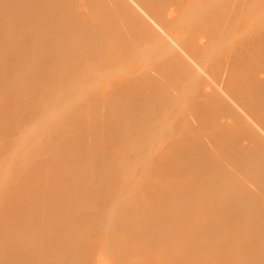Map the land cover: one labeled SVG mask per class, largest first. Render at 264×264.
<instances>
[{
    "label": "bare ground",
    "instance_id": "1",
    "mask_svg": "<svg viewBox=\"0 0 264 264\" xmlns=\"http://www.w3.org/2000/svg\"><path fill=\"white\" fill-rule=\"evenodd\" d=\"M24 1L0 0V18L5 17H3L4 22L1 20L2 18L0 19V28H7L5 31L0 30V45L12 46L15 42L21 48L15 54L6 52V48H3L5 53L0 62V74H5L9 70L10 60L19 61L18 56L23 58L25 48H29V44L35 37L26 31L16 33L18 25L11 26L13 22L9 21L13 16L19 17L24 22L30 21L36 15L41 17V12L28 11ZM109 2L117 7L119 14H122L121 20L124 18L125 23L121 24V20L118 21L123 30L126 24L131 28L132 33L144 39L150 47L159 52V58L163 59L161 61L160 58V61L164 62L162 64L164 67H162L165 68L167 64L168 66L170 64L167 68L168 72L162 68L163 71L160 70L158 75L155 74V78L154 74L147 75L148 77L144 74L145 78L137 77L139 75L135 74V76L127 78L130 80L125 79L113 83L111 90L108 87L110 91L107 88L105 90V95L110 97H107V101L105 96H101L104 93L99 95L102 97H100L101 100L97 96L98 100L94 96L88 97L91 96L89 93L84 97L86 89H91L95 93L93 86L91 85V88L90 82L78 79L77 73H69L70 70L67 71L68 74L63 71L61 74L59 70H53L50 67L49 69L48 67L43 68L40 73L41 80H35L34 76L28 72L19 76L10 74L4 78L5 86L14 88L5 87L6 90L0 94L2 100H9L11 97L16 100L17 96H23L16 101L21 102L25 99L26 105L24 106L29 110H34L45 94L36 95L30 85L35 82L40 84L43 82L47 91L50 93L54 91L53 94L59 98L77 99V102L68 107L74 111L82 112L70 116L65 115L64 109L44 107L40 114V120L49 117V123H39L36 131L32 133L28 127L21 128V136H29L24 141L27 149H38L40 155L9 183V187L16 191L15 196L10 195V201H7V198L0 200V237H12L11 239L14 241L6 246H2L0 243V264H43V261L47 262L44 264H68L69 261V264H74L72 258L76 260L80 256L88 255L91 248L97 247L96 245L92 246V244L98 245L96 243L98 240L95 239L97 237L100 240L102 250L100 256L103 260L99 259L100 262H95V264H234V258L231 259L234 255H238L239 257L235 259H239L241 254L244 257L247 253L248 262L246 260L245 264H264V211L261 212L264 207H260L264 206L262 204L264 201V0H109ZM113 9L115 10V8ZM85 11L88 13L87 10ZM82 12H76L78 19L80 17V22L86 19ZM9 16L10 18H8ZM96 18V21L92 23L90 21V26L87 25L88 22H85L87 23V27L84 25L86 28L74 29L60 38L58 35L57 41L67 37L75 38L83 31L97 34L104 30L106 32L109 28L113 29L114 23L111 27L104 23V17L97 16ZM57 20L58 18H52L47 22V34L50 33L49 28L59 27ZM6 22L10 26L5 25ZM110 22L112 23V21ZM13 27H16V31ZM120 27L119 31L122 30ZM115 30L118 33L117 29ZM57 31L59 30L57 29ZM47 34L42 36L45 37ZM50 36L51 33L49 38L45 37L48 38L46 39L48 43L54 41V36H51L52 38ZM44 52L48 54V52ZM44 52H41L43 57L38 55L40 59L50 58L52 55L47 56L46 54L44 58ZM86 52L88 53L86 49L81 48L71 55H59L60 59L53 53V59L54 57L58 59L50 60V62L52 65L55 62L68 65L69 69L73 68L71 72H75L76 68L80 66L79 61H81V65L83 62L92 63L90 57L85 60ZM50 62L48 61L47 64L49 65ZM171 66L173 68H170ZM161 71L162 73L181 75L182 79L184 78L183 82L186 81L190 84L184 82L182 85L191 86L190 88L186 86L189 88V92L192 88L195 89L191 93L195 103L193 102L191 112L182 118L183 122L181 121V123L184 126L181 124L182 128L180 126L181 130H178L175 136L170 133L168 134L170 136L166 137L165 133L173 132V125L176 123L169 122L171 126L167 124L168 130L165 124L167 117L164 119L165 123L163 120L160 121L161 127L164 123L162 127L164 131L160 128L163 137L165 136L166 140L170 138L168 139L170 141L166 144L165 141H160L159 147L158 144L155 146L158 148L156 150L155 147H148L145 145L146 142L141 141H147L148 138L145 139V136L148 135V137H155L153 136L155 129L149 130L150 134L142 125L144 124L142 107L147 102L149 103L152 96L142 99L139 91L142 86H148L149 91L153 93L161 89L159 85L163 84L162 80L165 82V76H167L163 74V76L161 75L162 80L158 79L161 77L159 76ZM47 75L50 76V79H47ZM61 75H65V77ZM44 78L48 81H45ZM76 81L78 85H75ZM50 83L51 85L48 86ZM57 83H60V87L57 89L59 93L53 89L56 88ZM63 83L65 84L63 85ZM21 84L23 87L19 89L18 86ZM1 88H3L2 84H0ZM83 88L86 92L83 91ZM79 90L84 92L80 93L84 94L83 96H80ZM77 92L79 95L76 94ZM93 92L91 93L94 94ZM111 92L112 94H109ZM103 98L106 102H102ZM85 99H89L91 104L88 100L86 101L89 104H86ZM146 99L149 101L146 102ZM94 102L96 105L99 104L97 107L100 113H105L108 109L107 112L110 110L111 113L109 116H115V120L113 118L110 120L121 123L118 125L116 122L119 126L114 129L116 134L112 132V128H110L111 131H107V129V132L105 131L109 136L103 134L105 130V128L103 130V124L106 123L101 122L106 121L103 120L106 116L101 117L103 118H100L101 121L98 118L100 125H103L102 128L98 126L99 122L98 125L94 123L97 119H92L89 115L87 119L72 120L86 112L94 111L95 106L92 107ZM82 104L86 110L89 109V112L83 108ZM90 107L94 109L90 110ZM9 114H11L9 110L0 111V125L7 122ZM108 114L109 112L106 115L108 116ZM110 120L108 119L109 122ZM122 122H125L126 125ZM140 123L144 131L141 129ZM123 125H128L131 128L128 130V126L126 128ZM95 127L97 130H94L97 132L93 130ZM122 129L125 131H121ZM38 131H41L45 138L36 144L31 143L30 138L35 137ZM118 131L127 137L129 136L127 134L131 132L132 138L130 137L129 140L126 137L117 138ZM203 131L205 132L203 136L205 135L206 138L204 136L203 139H200ZM110 132L115 137H112L114 141H111L112 143L109 140L112 139ZM195 132L198 133V136L201 135L200 138L196 137L202 142H196L198 140L196 137L195 142L194 140V143L192 142ZM207 132H209L208 135H206ZM96 133L98 137L102 136L100 139L98 138V141ZM141 133L144 135L142 136ZM159 133L162 135L161 132ZM103 135L108 139L104 141ZM123 135H119V137ZM137 135H139V139ZM124 138L126 142L123 140ZM4 139V136L0 135V143ZM101 139L103 142L100 141ZM128 142L127 147L130 151L123 152L124 149L126 150ZM204 142H208L210 149L206 148L207 145ZM141 144L148 147L146 154L144 152L147 148L145 149V146L143 145V147ZM245 150L249 152L246 153ZM149 152L153 156L152 152L155 154L159 152L160 156L156 157V155L152 159L153 156L150 157ZM210 153H214L215 156L219 155L216 158L219 161L215 159L210 162L212 158H215V156L208 157ZM23 154L22 149H13L8 152L6 157L0 158V179H2L0 188L4 187L5 191L8 190L7 192L9 189L6 190V180L10 179L9 174ZM155 157L156 160L160 157L159 162H162H157ZM204 158L211 159L208 161ZM115 162L116 165L111 166ZM156 162L161 164L163 170H160L161 168ZM224 162H228L231 168L237 167V172H240L239 169L241 171L248 170V175L252 176L250 179L254 178V180L246 181L247 172L246 174H244L245 172L239 173L244 178L240 177L235 169L231 174V169L228 172V167ZM173 163L177 166L169 170V166L171 167ZM138 164H143L142 168L132 175L129 169L135 168ZM158 171L163 174L159 173V175ZM166 171L168 172L166 173ZM232 176H235L234 178L239 176L237 177L239 181L232 180L235 185L232 182L230 184ZM241 179L247 186L238 190L236 183L238 184ZM224 181L228 187L224 185ZM218 184L222 186L215 188L216 185L218 187ZM248 184L254 185V188ZM230 185L234 186L230 188ZM259 192L261 194L258 196ZM191 194L197 200V205L204 206L202 209H199L201 206L198 208L196 205L193 209L191 206H189L191 209L187 207L189 204L186 203L189 202ZM255 195H257L256 197L262 195L260 202ZM197 196L199 198L196 199ZM243 197L246 202H242ZM194 199H191L193 200L192 204L195 202ZM174 201L180 203L177 208L174 207L175 205L173 206ZM205 203L207 204L204 205ZM221 204L224 205L221 206ZM240 204L241 207H239ZM249 206L251 207L250 212L248 211ZM252 207L257 208L252 209ZM195 208H198L196 209L198 211L201 210V213L199 211L200 215ZM8 210L13 211L10 217L6 215ZM253 210H258L256 215ZM192 211L195 215L192 214ZM190 213L192 214L191 218ZM236 213L239 214L238 217ZM249 213L250 215H248ZM240 214L243 216L247 214L246 218L244 219ZM247 216L249 217L247 218ZM191 219L194 221V226ZM205 220L207 221L205 222ZM221 223L223 226L224 223L227 225L228 228L225 227L229 231L224 229L228 235L234 231V235L236 237L238 235L239 240H234V235L233 238L228 236L229 238L222 239L226 238V233H224V229L221 230L223 228ZM192 227H195V231ZM5 234H9V236ZM204 234L209 235L207 237ZM63 237L68 241H66L67 243L63 242V245L59 247L55 241ZM241 239H244L243 242L246 246L241 242ZM232 241L234 244H236L235 241L237 243L240 241L241 243L234 246L237 248L242 244L244 246L240 245L238 248L242 251L244 248L247 252L242 253L240 249L232 251L233 245L230 246ZM231 251L234 252L233 256ZM239 251L240 255L235 254ZM221 252H225L224 257ZM230 260H232L231 263Z\"/></svg>",
    "mask_w": 264,
    "mask_h": 264
},
{
    "label": "rangeland",
    "instance_id": "2",
    "mask_svg": "<svg viewBox=\"0 0 264 264\" xmlns=\"http://www.w3.org/2000/svg\"><path fill=\"white\" fill-rule=\"evenodd\" d=\"M83 2H85L84 4H82ZM24 3L27 5V7H26V9L28 10V11H33V12H41V17L40 16H37L36 15V17L35 18H32V19H30V21H23L22 19L20 20V18L19 17H16V16H13L12 18H11V20L9 19V21H11V23L13 22V24H11V26H14L15 24L16 25H18V26H16V27H18V29H17V31L15 30L16 29V27L14 28V30L16 31V33H22V32H28L29 34H33L35 37H34V39H33V41H32V43L31 44H29V48L27 49V48H25V55L23 56V58H21V56H18V59H19V61L18 60H16V59H14V61H12V60H10V62H9V70L5 73V74H0V84H2V87L3 88H1L0 89V94L3 92V91H5L6 90V88H9V89H13L14 87H11V86H5V80H4V78H6L8 75H10V74H15V75H20V74H22V73H31L33 76H34V78H35V80H41V76H40V73H41V71H42V69L44 68H47L48 67V69H49V67L51 68V69H53V70H59L60 72H61V74H63L62 73V71L64 72V73H66V74H68L67 73V71L68 70H70V72L69 73H77L76 75H78V79H81V80H86L87 82H90V86L92 85L93 86V88H94V91H95V93L97 94H95L91 89V91L89 90V89H86L87 90V92H86V90L84 91V88H83V91L84 92H86V94H85V96L84 97H86L87 96V94L89 93V95H91V96H88V97H92V96H94L95 97V99L98 97L99 98V100H101V98L102 97H104V98H106V101L108 100V98H110V97H108V96H106L105 95V90H106V88H107V90H108V87H109V89L111 90L112 88L111 87H113V83H116V82H119V81H121V80H130V79H127V78H131V76H135V74H137V75H139V76H137V77H144L145 78V75L147 76V75H153L154 74V78L156 77L155 76V74H157L160 70H162V68L164 67L162 64L164 63H161V61H163V59L161 60L160 58H159V52H156L155 51V49H153V47H150L147 43H146V41L144 40V39H142L141 37H139V36H136L134 33H132V30H131V28L129 27V26H126V24L124 25V30H123V28H122V25H119L120 24V22H122L121 24H124L125 23V21H124V18L121 20V17H123V16H121L122 14H119L118 13V9H117V7H115V5H113L112 3H110L109 2V0H25L24 1ZM87 3V4H86ZM80 4H82V5H80ZM86 4V6H84L83 7V5H85ZM84 8H82V7ZM113 6V7H112ZM65 8V9H64ZM86 8V9H85ZM90 8V9H89ZM113 8H115V10L113 9ZM80 11V12H82L84 15H85V17H86V19H84V20H82V22H80L81 20H80V17H79V19H78V14L76 13L77 11ZM85 10H87V12L89 13H86V11ZM92 10V11H91ZM114 10V11H113ZM76 11V12H75ZM116 11V12H115ZM91 12H93V13H91ZM79 13V12H78ZM82 13H80V14H82ZM95 13V14H94ZM115 13V14H114ZM121 13V12H120ZM76 14V15H75ZM79 14V15H80ZM93 14V15H92ZM117 14V15H116ZM84 15H83V17H84ZM86 15H88V16H86ZM91 15V16H90ZM102 15H104V16H102ZM110 17H109V16ZM81 16V15H80ZM104 17V23L105 24H108V25H113V23H114V27L115 26H117V25H119V26H121L120 28L122 29L121 31H119V26H118V28H115V29H117V31H118V33L116 32V30L114 29V27H113V29H111V28H109V32L108 31H106L105 32V30L102 32H97V34L95 33H93V34H89V33H87L86 31H83V32H80L78 35H76L75 36V38H73V37H67L66 39H61V40H59V41H57V39H56V37L59 35V38L61 37V36H63V35H65V34H67V33H69V32H71V31H73L74 29H79V28H86L87 26H86V24L87 23H85V22H88V24L87 25H89L90 26V24L92 23V22H94V21H96V17ZM110 18V20H109V18ZM4 17V16H3ZM3 17H1L0 19L3 21L4 19H3ZM77 17V18H76ZM107 17V18H106ZM113 17V18H112ZM5 18V17H4ZM8 18H10V16L8 17ZM7 18V19H8ZM52 18H58V22L57 23H59L58 25H59V27H56V28H49L50 29V33H51V36H54L53 37V39H54V41L52 42V43H48L47 42V40L46 39H48L49 38V35H50V33H48L47 34V32H46V30H48V28H47V22L49 21V20H51ZM81 18H82V16H81ZM93 18V19H92ZM96 18V19H95ZM119 18V19H118ZM60 19V20H59ZM95 19V20H94ZM100 20H102L101 18H99ZM98 19V20H99ZM113 19V20H112ZM117 19V20H116ZM93 20V21H92ZM120 22H119V21ZM8 21V20H7ZM90 21H91V23H90ZM106 21H109V23H111L110 21H112V23L111 24H109V23H106ZM118 21V22H117ZM1 22V21H0ZM4 22V21H3ZM2 22V23H3ZM124 22V23H123ZM90 23V24H89ZM9 24V23H8ZM7 24V22L5 23V25H8ZM117 24V25H116ZM57 25V26H58ZM86 27H85V26ZM107 25V26H108ZM8 26H10V25H8ZM4 27V26H3ZM112 27V26H111ZM10 28V27H9ZM45 28H47V29H45ZM5 29H7V28H0V30L2 31H5ZM54 29V30H53ZM57 29L59 30V31H57ZM14 30H12V31H14ZM85 30V29H84ZM7 31V30H6ZM11 31V30H10ZM14 31V32H15ZM129 32V33H128ZM131 32V33H130ZM44 34H47V36H45V37H48V38H45V37H43L42 35H44ZM128 36H127V35ZM131 34V35H130ZM50 36V38H52ZM131 36V37H130ZM133 36V37H132ZM100 37V38H99ZM49 44V45H48ZM17 45V46H16ZM3 48H6V52H11V53H13V54H15L17 51H18V49H21L20 47H18V44H15V42L13 43V45L11 46V45H8V44H5V45H3V46H1L0 45V62L3 60V56H4V53H5V51L3 50ZM81 48H83V49H86L87 51H88V53H87V55H86V57H85V60H86V58L87 57H90L89 59H91L92 60V63H91V65H89L87 62V64L85 63V62H83L82 63V65L80 64L81 63V61H79V67L78 68H76L74 65V67L76 68V70H75V72L73 71V72H71L72 70H73V68L72 69H69L68 68V65L67 66H65V64H57V62H55V64L53 63V65L51 64V62H50V60L52 61V60H54V59H60V56L59 55H61V56H67V55H71L72 53H74V52H76L78 49H81ZM44 52V51H46V52H48V54H47V56L49 55L50 56V54H52L53 55V53L55 54V55H58V58L56 57H54V59H53V56L51 55L50 56V58L49 57H47V58H45L46 57V54H45V52L43 53L45 56H44V58L45 59H43V58H41L40 59V57H38V55H42L41 54V52ZM84 51V50H83ZM40 53V54H39ZM85 56V55H84ZM42 57H43V55H42ZM93 57H95L94 59H93ZM61 58H63V57H61ZM43 59V60H42ZM46 59H47V61H46ZM81 60V59H80ZM84 60V59H83ZM161 60V61H160ZM46 61V62H45ZM50 62L49 63V65L47 64V62ZM78 63V62H77ZM77 63L75 64L76 66H77ZM85 63V64H84ZM167 64V63H166ZM166 64H164V65H166ZM72 66V65H71ZM163 66V67H162ZM167 66V67H166ZM165 66V68H163V70L165 69V70H167V72H168V69L167 68H169V66H170V64H169V66H168V64ZM63 68V69H62ZM170 68H173L172 66L170 67ZM51 69L49 70V74H50V71H51ZM156 70H158L157 72H156ZM162 70V71H163ZM175 70V69H174ZM162 71L160 72V74H159V76H163V74H164V76L165 75H167L168 77H170L169 79H167L168 77L167 76H165V78H166V80H165V78H164V80H165V82L162 80V76L161 77H158V79L159 78H161V80H159V82L161 81V82H163V84L161 83L160 85H159V87L161 88V89H158L156 92H152V91H149L150 89H149V87L147 88V87H145V86H142L141 87V89H140V91H139V93H140V96H141V98L142 99H145L146 97H150V96H152V97H150V101L149 100H147L146 99V102L147 101H149V103L147 102V104H145V102H144V104L146 105H144L143 107H145L144 109H143V107H142V110L144 111V114H143V116H144V124H142L143 126H144V129H146L147 131H149V130H154L155 129V132H154V134H153V136H155V137H152V136H150V137H146L145 136V139L146 138H148L147 139V141H143V140H141L142 142H146L145 143V145H148V147H151V148H154L157 144H158V147H159V145H160V143L162 142V141H165V144H166V142H168V141H170V140H168V139H170V138H168L167 140L165 139V136L163 137V133H162V131H164V129L162 128L163 127V125H164V123H165V118L167 117V119H166V126H167V128H168V125L169 126H171V124L170 123H172V122H175L176 124L175 125H173V127H174V129H173V132L172 131H169L168 133L166 132L165 134H166V137H167V135L168 134H170V133H173V136H175V134H177L178 132V130H181L180 129V126H181V121L183 122V120H182V118L184 117V116H187L190 112H191V110H192V107H193V104L195 103L194 102V97L192 98L191 96H192V94L191 93H193V91H195V89L193 90V88L191 89V92H189V88L191 87V86H189L190 84L189 83H186V81H184L185 82V84H189V85H186V86H189V88H187L186 86H184V85H182V84H184V82H183V79H182V77H181V75H179V76H177L179 73L176 71V73H178L177 75H176V73H174V71H172L174 74L172 75V74H167V72H165V73H162ZM169 71H171L170 69H169ZM48 72V71H47ZM156 72V73H155ZM172 72H170V73H172ZM54 73H56L55 71H54ZM162 73V74H161ZM56 74H58V73H56ZM145 74V75H144ZM59 75V74H58ZM71 74H69V76H70ZM158 75V74H157ZM171 75V76H170ZM176 75V76H175ZM61 76H63V75H61ZM67 76V75H66ZM73 76H75V75H73ZM46 77H48L47 79H50V76L49 75H47ZM63 77H65V75L63 76ZM71 77H72V75H71ZM79 77H82V78H79ZM148 77V76H147ZM179 78H180V80H179ZM46 78H44V80L46 81L47 80ZM77 79V80H78ZM178 79V80H177ZM74 80V79H73ZM75 80H76V78H75ZM74 80V81H75ZM81 80H80V82H81ZM48 81V80H47ZM73 81V82H74ZM79 81V80H78ZM79 82V83H80ZM183 82V83H182ZM47 83V82H46ZM83 83H84V81H83ZM82 83V84H83ZM65 83H63V85H64ZM89 84V83H88ZM51 85V83L50 84H48V86H50ZM55 85V84H54ZM57 86H56V88H53L54 90H57L59 87H60V83H57L56 84ZM67 85V84H66ZM65 85V86H66ZM75 85H78L77 84V81L75 82ZM112 85V86H111ZM92 86H91V88H92ZM6 87V88H5ZM23 87V84H21L20 86H18V88L19 89H21ZM184 87V88H183ZM30 88L31 89H33L36 93V95H39V94H45L44 95V97L41 99V102L38 104V106L36 107V109H34V110H29V108H26L24 105H26V100L24 99L23 101H21V102H18V101H16V100H20L23 96H17V98H16V100H14L12 97L9 99V100H2L1 98H0V111H4V110H9L10 112H11V114H9L8 115V117H9V119H8V117H7V122L6 123H4V124H1L0 125V135H2V136H4V141L2 142V143H0V158L1 157H6L7 156V154H8V152L9 151H12L13 149H15V150H18V149H22L23 151H24V154L18 159V161H17V164L15 165V167L13 168V170H12V172L9 174V178L10 179H8V180H6V190H7V188L9 189V192H7V191H5V188L4 187H2V188H0V200H2L3 198H7L6 200L8 201H10V195H14L15 196V194H16V191L15 190H13V189H11L10 187H9V183L11 182V181H13L16 177H17V174L18 173H20V172H22L28 165H30L33 161H35L36 159H38V156L40 155V153L37 151L38 149H36V150H34V149H32V150H29V149H27V147H26V144L24 143V141H25V139H27L29 136H24V137H22L21 136V128L22 127H25V128H27L28 127V129L29 130H31V133L32 132H35L36 131V129L38 128V125H39V123H41V122H43V123H49V121H48V119H49V117H47V118H45V119H42V120H40V114H41V112H42V109L44 108V107H48V109H53V108H55V107H57V108H59L60 110H63L64 109V112H65V115H75V114H78V113H80V112H82V111H74V110H72L71 108H69L68 106H70V105H72V103L74 104L75 102H77V99H74V98H59L56 94H53L54 93V91H53V93H50V92H48L47 91V89H46V87H45V85H44V83L42 82L41 84L39 83V82H35V84H33V85H30ZM49 88V87H48ZM80 88V87H79ZM78 88V89H79ZM186 88V89H185ZM80 89H82V88H80ZM103 90H104V92H103ZM110 90H108V91H110ZM15 91V90H14ZM50 91H52V90H50ZM78 91V90H77ZM81 91V92H80ZM88 91H90V92H88ZM102 91V92H101ZM57 93H59L58 92V90L56 91ZM84 92H82V90H79V94L81 93H84ZM91 92H93L94 94H92ZM178 92V93H177ZM63 93V92H62ZM61 93V94H62ZM91 93V94H90ZM102 93H104V95L102 94ZM108 93V92H107ZM190 93V94H189ZM76 94H78V92L76 93ZM78 94V95H79ZM80 94V96H83V95H81ZM100 94H102L101 96H99ZM109 94H112V92L111 93H109ZM194 94H195V92H194ZM77 96V95H76ZM97 96V97H96ZM111 96V95H110ZM78 97V96H77ZM94 97H93V99H94ZM101 97V98H100ZM108 97V98H107ZM191 97V98H190ZM104 98H103V101L102 102H104L105 100H104ZM81 99H83V98H81ZM192 99V100H191ZM86 100H88L89 101V99H85V101ZM96 100H98V99H96ZM14 101H15V103H14ZM83 101V100H82ZM82 101H80V102H82ZM92 101V100H91ZM94 101V100H93ZM105 101V102H106ZM79 102V101H78ZM84 102V101H83ZM82 102V103H83ZM97 102V101H96ZM99 102V101H98ZM101 102V103H102ZM194 102V103H193ZM89 103H90V101H89ZM89 103H87V101H86V104H89ZM93 103V102H92ZM95 103V102H94ZM80 104V103H79ZM85 104V103H84ZM85 104V105H86ZM91 104V103H90ZM97 105H99V104H97ZM97 105H96V103L94 104V105H92V107H94V108H91L90 107V110L92 109H94V111H90L89 112V109H87L86 110V107H84L83 106V104H82V106H83V108L86 110V111H88L89 113H85V114H83V115H80V116H77V117H75V118H72V120H74V121H77V120H81V119H87V116L89 115L92 119H97V120H95V124H97L98 122V126H102L103 127V125H104V127H103V130H104V128H105V130L103 131V134L105 133V134H108V133H106L108 130L109 131H111L112 129V132L114 133L115 132V134H116V131L114 130V129H116V127L117 128H119V126L118 125H120L121 123H119L118 121H116V122H118V125H117V123L114 121L115 119H114V117L113 116H109L111 113H110V110L108 111L109 112V114H108V116L106 115L108 112H107V110L105 111V113H100L99 112V109H98V107H97ZM103 105H105V104H103ZM104 107V106H103ZM82 108V107H81ZM102 108V107H101ZM100 108V111L102 110ZM84 109H83V111H84ZM98 111H97V110ZM105 109V108H104ZM103 109V110H104ZM82 110V109H81ZM95 110H96V112H95ZM85 112V111H84ZM102 112V111H101ZM211 113H213V112H211ZM101 115V116H100ZM209 115H211V114H209ZM106 116V118L107 117H109L108 119L110 120V118H113L114 120H110V122L108 121V119H103L104 117ZM101 117H103V118H101ZM98 118H99V120H100V118L101 119H103V120H106L105 122L103 121V122H101V123H106V124H101L100 125V121H98ZM143 119V118H142ZM161 120H163L164 121V123H163V125H162V127H161V125H159V123H160V121ZM178 120V121H177ZM97 121V122H96ZM107 121H108V123H110L112 126H114V127H112L111 125H109L108 123H107ZM142 121V120H141ZM180 121V122H179ZM92 122H93V120H92ZM112 122V123H111ZM170 122V123H169ZM179 124H178V123ZM93 123V125L95 126V124ZM123 123H125V122H122V124ZM92 124V123H91ZM108 124V125H107ZM160 124H162V123H160ZM168 124V125H167ZM117 125V126H116ZM125 125H126V123H125ZM125 125H123V126H125ZM93 126V127H94ZM111 126V127H110ZM122 126V125H121ZM120 126V127H121ZM128 126V125H127ZM127 126H125L126 128H127ZM140 126H141V123H140ZM182 126H184L183 124H182ZM182 126H181V128H182ZM99 127V128H100ZM101 127V128H102ZM108 127V128H107ZM165 127V126H164ZM176 127V128H175ZM110 128H112V129H110ZM124 128V127H123ZM129 128H131V127H129L128 126V130H129ZM160 128H162L163 130L161 131L160 130ZM171 128V127H170ZM94 129H96L97 130V127H95V128H93V130ZM106 129H107V131H106ZM126 129V131H128ZM141 129H142V126H141ZM156 129H157V132H156ZM159 129V130H158ZM172 129V128H171ZM96 130H94V131H96ZM118 130H120V129H118ZM143 130V129H142ZM145 130V131H146ZM152 130V131H153ZM168 130H169V128H168ZM167 130V131H168ZM101 131V132H102ZM106 131V132H105ZM121 131H125V130H121ZM121 131H118L119 133H117L118 134V136H117V138H123V137H126L128 140L130 139V137L132 138V136H130L131 135V132H130V134L128 133H124V134H127V135H129L128 137L127 136H125V135H123V134H121L120 132ZM144 131V130H143ZM143 131H141V132H143ZM151 131V132H152ZM97 132V131H96ZM100 132V133H101ZM112 132H110V136H111V138L112 137H114V136H112V135H114ZM129 132V131H128ZM159 132H161L162 133V135L159 133ZM99 133V134H100ZM148 133H150V131L148 132ZM147 132H146V134H148ZM202 133V136H201V138H200V136H198L197 134V132H195V135L194 136H192V142H193V140L194 139H198V140H196V142H198L199 141V138L200 139H203L204 138V136H203V134L205 133L204 131L203 132H201ZM93 134H95V133H93ZM97 134V133H96ZM102 134V133H101ZM112 134V135H111ZM142 134V136L145 134V132H144V134L143 133H141ZM140 134V135H141ZM151 134V133H150ZM209 134V132H207L206 133V135H208ZM119 135H123L122 137L120 136L119 137ZM211 135V134H210ZM209 135V136H210ZM107 136H109V134L107 135ZM136 136V135H135ZM138 137V139H139V135H137ZM141 136V137H142ZM168 136H170V135H168ZM196 136H198V137H196ZM97 141L100 139V137H102L101 135H99V137H98V134H97ZM106 136H104L103 135V138H104V141H105V139H108V138H105ZM134 137V136H133ZM140 137V138H141ZM172 137V136H171ZM196 137V138H195ZM43 138H45V136L42 134V132L41 131H38V133H37V135L35 136V137H31L30 138V142L31 143H38L41 139H43ZM99 138V139H98ZM102 138V139H103ZM115 138V137H114ZM163 138H164V140H163ZM205 138H206V136H205ZM102 139L100 140V141H102ZM134 139V138H133ZM142 139H144V138H142ZM110 140V143H112V142H114L113 141V138L112 139H109ZM109 140H107L108 142H109ZM115 140V139H114ZM125 142H126V139L124 138L123 139ZM132 140V139H131ZM112 141V142H111ZM134 141V140H133ZM161 141V142H160ZM201 142H202V140H200ZM199 141V142H200ZM203 141H205V140H203ZM103 142V141H102ZM140 142V141H139ZM142 142H140V143H142ZM194 142H195V140H194ZM193 142V143H194ZM104 143H106V142H104ZM136 143L138 144V141H136ZM205 143V145H207V147L206 148H208V149H210L209 147V145H210V141H209V145L206 143V142H204ZM125 144V143H124ZM127 144H129V142L128 143H126V150L124 149L123 150V152H126V151H130V149H129V147H127ZM130 144H133V142H130ZM163 144V143H162ZM161 144V145H162ZM123 145V144H122ZM138 145H140V144H138ZM142 146L144 145V144H141ZM144 145V146H145ZM125 146V145H124ZM128 146H130V145H128ZM143 146V147H144ZM209 146V147H208ZM211 146H212V144H211ZM148 147H144L146 150H145V152H144V154H146V152H148ZM156 148V147H155ZM158 148H156V150H157ZM161 149V148H160ZM159 149V150H160ZM158 150V151H159ZM149 151H150V148H149ZM151 151H152V149H151ZM246 151V150H245ZM155 152V151H154ZM154 152H152L153 154H154V156H156V157H158V155L160 156V153L158 154L157 152V154H155ZM249 151H246V153H248ZM143 153V152H142ZM150 153V152H149ZM45 154V153H44ZM211 154H214V153H210V155ZM43 155V154H42ZM149 155V154H148ZM152 154L150 153V157H152L151 156ZM208 156V157H214L215 156V154L214 155H212V156ZM124 155L122 154V157H123ZM133 156V155H132ZM131 156V157H132ZM135 156V155H134ZM139 156V155H138ZM138 156H136V157H138ZM154 156L152 157V159L154 158ZM119 157H121L120 156V154H119ZM130 157V156H129ZM147 157V156H146ZM156 157H155V160H156ZM207 157V156H206ZM217 157H219V155L217 156V154H216V156H215V158L213 159L212 158V160H210L211 158H206V159H208V161L210 160V162L211 161H214ZM147 158H149V157H147ZM143 159H145L144 157H143ZM159 159H160V157L158 158V160H156L157 162H159ZM161 159H163V161H164V158H162V156H161ZM205 159V158H204ZM205 159V160H206ZM131 160H133L132 158H131ZM149 160H151V159H149ZM217 160V159H216ZM217 161H219V159L217 160ZM216 161V162H217ZM156 162V163H157ZM162 162V161H161ZM161 162H159V163H161ZM205 162H207V161H205ZM225 163V162H224ZM158 164V163H157ZM172 164V163H171ZM170 164V165H171ZM116 165V162L115 163H112L111 164V166H115ZM159 165V164H158ZM225 165L228 167V172L230 171V169H231V174H232V171H233V169H235L236 170V172H237V167L236 168H234V167H232L231 168V166H230V164L228 163V162H226L225 163ZM142 166H143V164H138L135 168H131V169H129V172L132 174V175H135V173L136 172H139L140 171V169L142 168ZM157 166V165H156ZM160 167L159 168H161L160 170H163L162 169V166H161V164L159 165ZM177 165H174V163H173V165L170 167L169 166V170L172 168V167H176ZM158 167V166H157ZM227 167H225L226 168V170H227ZM158 168V169H159ZM225 170V171H226ZM235 170H234V172H235ZM238 171H240V172H245L244 174H246V172L248 171H241L240 169L238 170ZM168 171H166V173H167ZM236 172H235V174H236ZM240 172H237L238 174L240 173ZM163 174L162 172H160V171H158V174ZM241 173V174H242ZM248 173L249 172H247V175H245L246 177L245 178H247L246 179V181L248 182L249 180H251V181H253L254 180V178H252V179H250L252 176L249 174L248 175ZM159 174V175H160ZM234 174V173H233ZM243 174V175H244ZM239 176H240V174H239ZM239 176H237V177H239ZM242 176V175H241ZM240 176V177H241ZM233 177V176H232ZM230 178L229 180H230V184H232V183H234L235 181L234 180H238L239 181V179L237 178ZM243 177V176H242ZM172 178V177H171ZM244 178V177H243ZM228 180V179H227ZM226 180V181H227ZM234 182H233V181ZM2 181V179H0V182ZM173 181V180H172ZM171 181V182H172ZM243 181L244 182H246L245 181V179H243ZM175 182V181H174ZM229 182V181H228ZM232 182V183H231ZM242 182V179H241V181L240 182H238V184L236 183V186L238 185V187H236L238 190H239V188H244V187H246L247 186V184H243V182ZM13 183V182H12ZM176 183V182H175ZM251 183H253V182H251ZM261 183V182H260ZM222 184V183H221ZM255 184V183H254ZM259 184V183H258ZM224 185H226V183H225V181H224ZM234 185H235V183H234ZM233 185V186H234ZM249 185V184H248ZM220 186H222V185H219L218 184V187H217V185L215 186V188H219ZM232 185H230V188H232L233 187ZM249 186H251V185H249ZM226 187H228L227 185H226ZM235 188V189H236ZM251 188H254V185L253 186H251ZM234 189V190H235ZM216 190V189H215ZM15 191V192H14ZM236 191V190H235ZM233 193H234V191H232ZM231 192V193H232ZM238 192H240V191H238ZM199 193H201V192H199ZM198 193V194H199ZM256 194H257V191L255 192ZM259 194H261L260 192L258 193V196H259ZM253 196H254V194H253ZM257 195H255V197H256ZM192 197V198H191ZM191 199H194L195 197H193L192 196V194H191ZM248 197V196H247ZM247 197H245V198H247ZM254 197V198H255ZM261 197H262V195H261ZM261 197H256L257 199H259V202H260V198ZM189 198V202H187L186 204L188 205L187 207H189V206H191V208L193 209V207H195L194 205H196V206H198V208H199V206H201V205H197V200H195V202H196V204H195V202L192 204L191 202H193V200H191ZM197 198H199L198 196L196 197V199ZM264 198V197H263ZM225 199V198H224ZM177 200H179V199H177ZM191 200V201H190ZM220 200V199H219ZM219 200H218V202H219ZM221 200H222V198H221ZM243 200H244V197H243ZM242 200V202H246L245 200L243 201ZM246 200H250V199H246ZM6 201V202H7ZM179 201H181V200H179ZM179 201H174V204H173V206L175 207V208H177V206L178 205H180V203H179ZM200 201V200H199ZM198 201V202H199ZM201 201H203L202 200V198H201ZM224 202H225V200H223ZM217 202V201H216ZM218 202H217V204H218ZM222 202V201H221ZM223 202V203H224ZM227 203V202H226ZM247 203H250V202H248L247 201ZM207 203H205L204 205H206ZM251 204V203H250ZM262 204H264V201H262ZM220 205V204H219ZM222 205H224V204H221V206ZM203 206V205H202ZM202 206H201V208H199V209H202ZM245 206V205H244ZM247 206V205H246ZM252 206V205H251ZM260 206V205H259ZM204 207V206H203ZM239 207H241V204H240V206ZM260 207H264V206H260ZM190 207H189V209H191ZM198 208H195V210L196 209H198ZM205 208H206V206H205ZM204 208V209H205ZM208 208V207H207ZM223 208H224V206H223ZM245 209H246V207H244ZM247 208H248V206H247ZM254 207H252V209H253ZM255 208H257V207H255ZM254 208V209H255ZM203 209V210H204ZM261 209V208H260ZM194 210V211H195ZM259 210V209H258ZM257 210V211H258ZM262 210V209H261ZM194 211H192V214H194ZM200 211V213H201V210H199ZM199 211L198 210H196V212H198V215H200L199 214ZM245 211V210H244ZM248 211L250 212L251 211V207L249 206V209H248ZM253 211H255V210H253ZM252 211V212H253ZM257 211H255V215H256V213H257ZM264 211V208H263V210L261 211V212H263ZM195 212V213H196ZM203 213H204V211H202ZM260 212V211H259ZM202 213V214H203ZM247 213V212H246ZM10 214H13V211H11V210H8V211H6V215L8 216V217H10ZM191 213H190V218H191V215H192ZM197 214V213H196ZM201 214V215H202ZM195 215V214H194ZM193 215V216H194ZM236 215H237V217L239 216V214H237L236 213ZM241 215V214H240ZM247 215V214H246ZM246 215H241V216H243L244 217V219L246 218L245 216ZM248 215H250V213L248 214ZM193 216H192V218H193ZM202 216H204V215H202ZM205 216H207V215H205ZM249 216H247V218H248ZM253 217H254V215H253ZM256 217V216H255ZM190 218H188V219H190ZM203 218V217H202ZM194 219V218H193ZM193 219H191L190 221H191V223L193 224V226L195 225L194 224V221H192ZM206 219H208L207 217H206ZM195 220V219H194ZM189 221V222H190ZM207 220H205V222H206ZM220 222V221H219ZM222 222V221H221ZM190 223V224H191ZM189 224V225H190ZM191 224V225H192ZM208 224V223H207ZM220 225H222L223 226V224L221 223ZM227 227V225H225V223H224V226H223V228L221 229V230H223L224 228L225 229H227L226 227ZM193 229L195 228V227H192ZM221 228V227H220ZM245 228V227H244ZM225 229H224V233H226V235H225V237L226 238H222V239H227V238H229L228 236H232V237H230V238H233L235 235H234V231L232 232V234L230 233V235H228V232H225ZM246 229V228H245ZM12 230V232H13V228L11 229ZM220 230V232L222 233V231ZM228 231H229V229H227ZM193 231H195V229L193 230ZM231 232V231H230ZM223 233V234H224ZM235 233H238V232H235ZM220 234V233H219ZM6 236H9V234H5ZM205 236H207L208 237V235L207 234H204ZM222 235V234H221ZM221 235H219V236H221ZM234 235V236H233ZM237 235V234H236ZM199 236H201V235H199ZM203 236V235H202ZM201 236V237H202ZM204 236V237H205ZM223 236V235H222ZM203 237V238H204ZM12 237H0V243H1V245L2 246H6V245H10V244H12V243H14V241L11 239ZM95 239H97L96 241V243H98V245L97 244H92V246L93 245H96L97 247H94V248H91V250H90V252H89V254L88 255H84V256H80V257H78L76 260H73V258H72V263L74 262V264H95V262H100V260H103L102 258H101V256H100V254H101V248H100V240H99V237H97V238H95ZM209 239V238H208ZM234 240L235 239H238V235H237V237L235 236L234 238H233ZM239 240V239H238ZM242 241L241 242H243V240L244 239H241ZM66 241H68V240H66V238L65 237H63V238H60V239H56V244L59 246V247H61L62 245H63V242H66ZM92 241V240H91ZM240 242V241H239ZM238 242V243H239ZM240 242V243H241ZM246 242V241H245ZM67 243V242H66ZM91 243V242H90ZM233 243V244H232ZM235 243L236 244H238L236 241H235ZM230 246H232L231 247V249H232V251H234L233 249H236L235 251H238L240 248H238L240 245H242V244H240L237 248L235 247V246H237L236 244H234V242L232 241V242H230ZM243 244H244V242H243ZM235 245V246H234ZM245 245V244H244ZM244 245H242V246H244ZM91 246V247H92ZM246 246V245H245ZM233 247H235V248H233ZM241 248H243V247H241ZM238 249V250H237ZM241 251H242V249H240ZM231 251V253H232V256L234 255L233 253L234 252H232ZM244 251H246V249L244 250V248H243V251H242V253L244 252ZM247 252V251H246ZM221 253H223V257H224V255H225V252H221ZM240 251L239 252H236L235 254H239L240 255ZM246 254V253H245ZM242 255L243 254H241V257L239 258V259H235L236 257L238 258L239 256L238 255H234L231 259L233 260V258H234V264H245V261L247 260L246 259V256H248V253H247V255L245 256L244 255V257H242ZM69 259V258H68ZM100 259V260H99ZM262 259V258H261ZM113 260V259H112ZM232 260H230V263H231V261ZM44 262H46V261H43V264H44ZM246 262H248V260L246 261ZM258 262V261H257ZM47 263V262H46ZM70 263V261L68 262V264ZM97 264V263H96ZM232 264V263H231ZM257 264V263H256Z\"/></svg>",
    "mask_w": 264,
    "mask_h": 264
}]
</instances>
